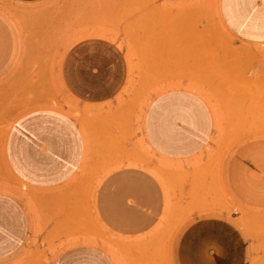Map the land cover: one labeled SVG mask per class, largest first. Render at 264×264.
Here are the masks:
<instances>
[{
	"label": "rangeland",
	"instance_id": "obj_1",
	"mask_svg": "<svg viewBox=\"0 0 264 264\" xmlns=\"http://www.w3.org/2000/svg\"><path fill=\"white\" fill-rule=\"evenodd\" d=\"M219 4L220 0H0V193L21 201L31 217L27 245L6 264H53L78 245L101 248L115 264H183L179 255L184 244L178 239L194 215L238 216L234 222L249 240L264 241V210L233 202L218 177L238 136L264 139V47L239 44L223 24ZM93 37L116 43L129 63L122 94L100 108L71 97L62 79L68 51ZM176 88L204 93L219 111L220 122L238 128L224 130L223 144L218 152H210L207 163L202 158L187 163L158 159L141 136L152 97ZM40 109L72 117L86 147L80 173L51 197L25 186L6 162L10 130L22 116ZM94 158L108 161L92 162L90 177L88 161ZM157 161V170L169 176L157 178L169 200L157 232L144 241L95 242L106 238L95 220L96 193L104 176ZM191 175V202L184 205L183 187ZM251 251L250 263L264 264L257 258L264 253V242L252 243Z\"/></svg>",
	"mask_w": 264,
	"mask_h": 264
},
{
	"label": "crops",
	"instance_id": "obj_2",
	"mask_svg": "<svg viewBox=\"0 0 264 264\" xmlns=\"http://www.w3.org/2000/svg\"><path fill=\"white\" fill-rule=\"evenodd\" d=\"M219 10L223 24L239 44L264 47V0H220ZM129 77L125 51L105 38L78 42L63 61L62 79L68 94L91 104V108L114 103ZM230 127L220 122L219 111L204 93L176 88L152 97L144 111L141 136L158 159L187 163L202 158L207 163L210 152H218L223 144L224 130H238ZM85 152L78 123L52 109L22 116L6 142L10 171L25 186L47 197L58 194L80 173ZM103 161L108 160L88 161L90 177L91 163ZM222 162L225 170L218 177L224 180L231 200L264 210V139L238 136L231 154ZM157 168L158 161L125 166L104 176L96 193L95 220L106 238L95 242L144 241L157 232L169 202L166 188L157 179L169 176L161 175ZM192 178L189 176L183 187L184 205L191 202ZM193 218L178 239L184 244L179 255L183 264H251L252 243L260 246L264 242L261 238L249 240L234 222L238 216L229 219L225 214H208ZM30 234L31 217L25 205L0 193V264L14 258L27 245ZM257 258L264 259V253ZM53 264L115 263L101 248L78 245L61 253Z\"/></svg>",
	"mask_w": 264,
	"mask_h": 264
}]
</instances>
